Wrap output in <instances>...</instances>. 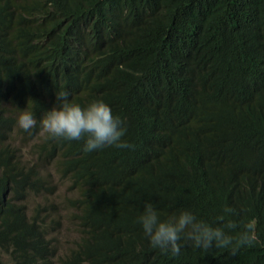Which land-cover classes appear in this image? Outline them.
Wrapping results in <instances>:
<instances>
[{
	"label": "trees",
	"instance_id": "obj_1",
	"mask_svg": "<svg viewBox=\"0 0 264 264\" xmlns=\"http://www.w3.org/2000/svg\"><path fill=\"white\" fill-rule=\"evenodd\" d=\"M0 72V264H264V0H0ZM64 87L71 102H107L131 147L92 156L82 140L43 135L41 112ZM23 108L35 114L36 132L16 126ZM14 134L33 139L34 159ZM46 166L67 184L61 201L50 197L57 184ZM34 194L45 201L32 206ZM144 200L162 215L189 207L208 222L230 205L237 224H253L255 240L236 254L183 241L178 256L162 253L136 221ZM67 218L79 235L65 246L52 230Z\"/></svg>",
	"mask_w": 264,
	"mask_h": 264
},
{
	"label": "clouds",
	"instance_id": "obj_2",
	"mask_svg": "<svg viewBox=\"0 0 264 264\" xmlns=\"http://www.w3.org/2000/svg\"><path fill=\"white\" fill-rule=\"evenodd\" d=\"M16 124L19 128L29 131L37 124V120L32 111L22 110L16 115ZM39 125L44 132L42 134H46L48 138L67 141L82 140V150L86 153L106 146L118 149L131 147L130 142L124 138L126 129L122 118L113 113L107 102L103 99H92L87 104L81 105L71 102L66 90L56 91V103L41 115ZM28 139L33 143L31 137ZM21 152L24 156L30 157L22 150ZM34 158L35 155H33ZM44 170L54 174L53 181L58 187L67 185L54 172V166H46ZM56 193L57 196H50L51 199L61 201L65 197L61 198L59 193ZM72 194L75 195V193H70ZM45 198L46 196L39 201H45ZM236 214L234 207L225 205L215 219L208 222L198 219L196 214L186 207H180L167 215H162L151 201H144L142 211L136 217V221L148 244L162 253L179 254L183 241L201 250L222 248L236 254L241 248L247 247L255 240L253 224L245 221L237 224L233 219ZM59 232L58 228L52 230V234L56 237L58 235L61 241ZM3 259L6 263L9 261L7 256Z\"/></svg>",
	"mask_w": 264,
	"mask_h": 264
},
{
	"label": "bare ground",
	"instance_id": "obj_3",
	"mask_svg": "<svg viewBox=\"0 0 264 264\" xmlns=\"http://www.w3.org/2000/svg\"><path fill=\"white\" fill-rule=\"evenodd\" d=\"M56 7H57V5H56ZM52 10H53V9H52ZM57 10H58V9H57ZM59 10H61V7H60ZM55 11H56V10H55ZM154 11H155V10H154ZM61 12H62V11H61ZM61 12H60V13H61ZM45 13H48V12H45ZM45 13H44V14H45ZM57 13H58V12H57ZM62 13H63V12H62ZM152 13H154V12H152ZM150 14H151V12H150ZM41 15H42V14H41ZM56 15H57V14H56ZM33 16H34V15H33ZM38 16L40 17V15H38ZM49 16H50V15H49ZM60 16H61V15H60ZM51 19H52V17H51ZM51 19H50V17H49V20H51ZM57 19H59V18L57 17ZM45 20H46V19H45ZM47 20H48V19H47ZM49 20H48V22H49ZM45 22H47V21H45ZM45 22H44V23H45ZM50 23H51V22H50ZM50 25H51V24H50ZM51 26H52V25H51ZM12 27H13V26H11L10 28H12ZM50 29H51V28H50ZM25 30H26V29H25ZM44 30H45V29H44ZM42 31H43V30H42ZM42 31H41V32H42ZM51 31H52V29H51ZM5 33H6V31H5ZM23 33H24V32H23ZM35 33H36V31H35ZM46 33H47V32H46ZM25 34H26V33H25ZM28 34H29V33H28ZM28 34H27V35H28ZM31 34H32V33H31ZM47 34H48V33H47ZM32 35H34V34H32ZM4 36H5V35H4ZM51 37H52V36H51ZM27 38H28V37H27ZM35 38H36V37H35ZM42 38H43V37H42ZM29 41H30V40H29ZM3 42H4V41H3ZM10 42H11V41H10ZM26 42H27V40H26ZM40 42H41V41H40ZM31 43H32V42H31ZM49 43H51V42H49ZM1 44H2V43H1ZM22 44H23V43H22ZM25 44H26V43H25ZM30 45L32 46V44H30ZM3 46H4V45H3ZM21 46H22V45H21ZM26 46H27V44H26ZM31 46H30V47H31ZM43 46H44V45H43ZM54 46H55V45H54ZM5 48H6V47H5ZM44 48H45V47H44ZM48 48H49V47H48ZM13 49H14V48H13ZM20 49H21V48H20ZM68 50H69V49H68ZM23 51H24V49H23ZM6 52H7V51H6ZM79 53H80V52H79ZM15 54H16V53H15ZM77 54H78V53H77ZM80 54H81V53H80ZM55 56H56V55H55ZM13 57H14V56H13ZM48 58H49V57H48ZM167 58H168V57H167ZM11 59H12V58H10V60H11ZM17 59H18V58H17ZM46 59H47V58H46ZM183 59H184V58H183ZM15 61H17V60L15 59ZM40 61H41V60H40ZM42 61H43V60H42ZM20 63H21V62H20ZM42 63H43V62H42ZM47 63H48V62H47ZM21 64H22V63H21ZM24 64H25V62H24ZM54 64H55V63H53L52 65H54ZM59 64H60V62H59ZM59 64H58V65H59ZM9 65H10V62H9ZM9 65L7 64L6 66H9ZM12 65H13V64H12ZM40 65H41V64H40ZM47 65H48V64H47ZM47 65H46V66H47ZM50 65H51V64H50ZM63 65H64V64H63ZM59 66H60V65H59ZM4 67H5V64H4ZM15 67H16V66H15ZM63 67H64V66H63ZM72 67H73V66H72ZM8 68H9V67H8ZM8 68H7V71H8ZM17 68H18V67H17ZM26 68H27V67H26ZM41 68H42V67H41ZM51 68H52V66H51ZM51 68H50V69H51ZM73 68H74V67H73ZM12 69H13V68H12ZM20 69H21V68H20ZM22 69H23V68H22ZM24 69H25V68H24ZM33 69H34V68H33ZM65 69H66V68H65ZM67 69H68V68H67ZM3 70H4V69H3ZM25 70H26V69H25ZM51 70H52V69H51ZM61 70H62V69H61ZM9 71H10V70H9ZM19 71H20V70H19ZM19 71H18V72H19ZM27 71H28V70H27ZM39 71H40V70H39ZM43 71H44V70H43ZM49 71H50V70H49ZM55 71H57L56 68H55ZM52 72H54V71H52ZM7 73H8V72H7ZM21 73H22V72H21ZM27 73H28V72H27ZM27 73H25V74H27ZM55 73H56V72H54L53 74H55ZM64 73H65V72H63V75H64ZM0 74H1V72H0ZM23 74H24V72H23ZM56 74H57V73H56ZM56 74H55V75H56ZM65 74H67V73H65ZM45 75H46V74H45ZM48 75H49V77L51 78V75H52V74H51L50 72H49ZM68 75H69V74H68ZM68 75H67V76H68ZM21 76H22V75H21ZM21 76H20V77H21ZM25 76H26V75H25ZM52 76L54 77V75H52ZM57 76H58V75H56V78H55V77H54V78L57 79V78H58ZM11 77H12V76H11ZM11 77H10V78H11ZM26 77H27V76H26ZM26 77H25V79H26ZM29 77H31V76H29ZM39 77H40V76H39ZM44 77H45V76H43L42 79H44ZM46 77H47V75H46ZM65 77H66V76H65ZM17 78H18V77H17ZM22 78H23V77H22ZM50 78H49V79H50ZM19 79H20V78H19ZM23 79H24V78H23ZM39 79H40V78H39ZM35 80H36V79H35ZM52 80H53V78H52ZM62 80H64V79H62ZM69 80H70V79H69ZM69 80H68V81H69ZM0 81H1V79H0ZM22 81H23V80H22ZM32 81H33V80H32ZM37 81H38V79H37ZM39 81H40V84H41V83H42V80H39ZM44 81H45V80H44ZM47 81H48V80H47ZM19 82H20V80H19ZM24 82L26 83V81H23V83H24ZM28 82H29V81H28ZM23 83H22V84H23ZM31 83H33V82H31ZM31 83H30V86L32 87ZM35 83H36V82H35ZM44 83H46V82H44ZM47 83H48V82H47ZM49 83H50V81H49ZM54 83H55V82H54ZM54 83H52V84H54ZM200 83H201V82H200ZM55 84L58 85L57 83H55ZM8 85H9V84H8ZM12 85H13V84H12ZM46 85H47V84H46ZM25 86H26V85H25ZM25 86L22 85V88L25 87ZM39 86H40V85H39ZM49 86H51V84H50ZM54 86H55V85H54ZM62 86H63V85H62ZM14 87H15V84H14ZM31 87L29 88L30 91L32 90ZM35 87H36V86H35ZM40 87H41V86H40ZM40 87H39V88H40ZM44 87L47 89L46 86H44ZM57 87H59V86H57ZM70 87H71V86H70ZM74 87H75V86H74ZM3 88H4V87H3ZM22 88H21V89H22ZM26 88H27V87H25V89H26ZM52 88H53V87H52ZM52 88L50 87L49 90H51ZM60 88L63 89L62 87H60ZM14 89H15V88H14ZM10 90H11V89H10ZM26 90H27V89H26ZM33 90H34V89H33ZM52 90H53V89H52ZM64 90H65V87H64ZM6 91H7V90H6ZM23 91H24V89H23ZM30 91H29V92H30ZM41 91H42V90H41ZM19 92H20V91H19ZM21 93H22V92H21ZM41 93H42V92H41ZM41 93L39 92V94H41ZM37 94H38V93H37ZM48 94H49V93H48ZM50 94H52V92H50ZM69 94H70V93H69ZM32 95H33V93H32ZM34 95H35V94H34ZM16 96H17V95H16ZM20 96H21V95H20ZM22 96H23V93H22ZM54 96H55V94H54ZM32 97H33V96H32ZM34 97H35V96H34ZM36 97H37V95H36ZM52 97H53V96H52ZM14 98H15V97H14ZM21 98H22V97H21ZM26 98H27V97H26ZM26 98H25V99H26ZM5 99H6V98H5ZM36 99H37V98H36ZM43 99H44V98H43ZM52 99H53V98H52ZM52 99H51V100H52ZM14 100H15V99H14ZM29 100H30V99H29ZM37 100H38V99H37ZM46 100H47V99H46ZM76 100H77V99H76ZM196 100H197V99H196ZM19 101H20V100H19ZM19 101H18V102H19ZM21 101H22V99H21ZM38 101H39V100H38ZM52 101H53V100H52ZM24 102L26 103V101H24ZM44 102H45V100H44ZM80 102H81V101H80ZM45 103H46V102H45ZM52 103H54V102H50V104H52ZM18 104H19V103H18ZM36 104H37V103H36ZM36 104H35V106H36ZM41 104H42V103H41ZM41 104H40V105H41ZM14 105H15V103H14ZM40 105H39V107H40ZM8 106L10 107V105H8ZM45 106H46V108H47V107H48V108L51 107L50 105H49L50 107L47 106V103L45 104ZM24 107H25V106H24ZM36 107H37V106H36ZM7 108H8V107H7ZM44 108H45V107H44ZM46 108H45V109H46ZM3 109H4V108H3ZM5 109H6V108H5ZM8 109H9V108H8ZM36 109H38V108H36ZM45 109H43V110L46 111L47 109H46V110H45ZM9 110H10V109H9ZM23 110H24V108H23ZM27 110H28V109H27ZM41 110H42V108L39 109V113L41 112ZM189 111H190V109H189ZM189 111H188V114H189ZM193 111H194V110H193ZM32 112H33V111H32ZM195 112H196V111H195ZM195 112H194V113H195ZM41 113L43 114V112H41ZM190 113H192V112L190 111ZM37 114H38V111H37ZM2 115H3V114H2ZM2 115H1V116H2ZM4 115H5V114H4ZM10 115H11V114H10ZM34 115H35V114H34ZM194 115H195V114H194ZM15 116H16V115H15ZM38 116H39V114L37 115V117H38ZM195 116H196V115H195ZM8 117H9V116H8ZM191 118H193V117H191ZM38 119H39V118H38ZM12 120H13V119H12ZM14 120H15V117H14ZM14 120H13V122L16 121V120H15V121H14ZM195 120H196V119H195ZM0 121H1V120H0ZM3 121H4V120H3ZM5 121H6V119H5ZM196 121H197V120H196ZM199 121H200V120H199ZM0 124H1V123H0ZM2 124H4V123L2 122ZM14 124H15V123H13V125H14ZM16 126H18V125L16 124ZM2 127H3V126H2ZM34 127H36V125H35ZM34 127L32 128L33 131L37 128V127H36V128L34 129ZM38 127H39V126H38ZM4 128H5V125H4ZM6 128L10 129L9 127H6ZM0 129H1V128H0ZM11 129H12V128H11ZM38 129H39V128H38ZM3 130H4V129H3ZM21 130H22V129H21ZM39 130H40V129H39ZM24 131H25V130H24ZM11 132H12V131H11ZM19 132H20V131H19ZM27 132H28V131H26V133H27ZM35 132H36V130H35ZM35 132H34V134H32V135H35ZM3 133H4V132H3ZM6 134H8V133H6ZM196 134H197V133H196ZM196 134H195V135H196ZM16 135H17V134H16ZM26 135H27V134H26ZM32 135H31V136H32ZM4 137H6V136H4ZM13 137H14V136H13ZM13 137H12V138H13ZM194 137H196V136H194ZM7 138H8V135H7ZM23 138H24V137H23ZM42 138H43V137H42ZM17 139H18V138H17ZM25 139H26V138H25ZM195 139H196V138H195ZM195 139H194V140H195ZM5 140H6V139H5ZM5 140H4V141H5ZM22 140H23V139H22ZM58 140H60V139H58ZM194 140H193V141H194ZM54 141H56V140H54ZM66 141H67V140H66ZM66 141H65V142H66ZM73 141H74V140H73ZM13 142H14V141H13ZM57 142H58V141H57ZM57 142H56V144H57ZM68 142H69V141H68ZM76 142H77V141H76ZM82 142H83V141H82ZM191 142H192V140H191ZM31 143H32V142H31ZM48 143H49V142H48ZM59 143H60V142H59ZM62 143H63V141H62ZM195 143H196V142H195ZM195 143H194V145H195ZM54 144H55V143H54ZM60 144H61V143H60ZM67 144H69V143H67ZM46 145H47V144H46ZM62 145H63V144H62ZM62 145H60V146H62ZM32 146H33V145H32ZM58 146H59V144H58ZM79 146H82V145L80 144ZM2 147H3V146H2ZM8 147H9V146H8ZM8 147H7V148H8ZM11 147H12V146H11ZM11 147H10V148H11ZM13 147H14V146H13ZM19 147H20V146H19ZM33 147H34V146H33ZM42 147H43V146H42ZM70 147L72 148V146H70ZM39 148H40V147H39ZM55 148H56V147H55ZM57 148H58V147H57ZM80 148H82V147H80ZM107 148H108V146H107ZM109 148H111V147H109ZM2 150H3V149H2ZM12 150H14V148H13ZM17 150H18V149H17ZM17 150L15 151V154H16ZM20 150H21V149H20ZM47 150H48V149H47ZM5 151H7V150L5 149ZM9 151H10V150H9ZM41 151H42V150H41ZM59 151H60V150H59ZM59 151H58V152H59ZM69 151H70V150H69ZM72 151H73V150H72ZM102 151H103V150H102ZM105 151H106V150H105ZM114 151H115V150H114ZM63 152H64V151H63ZM65 152H67V151H65ZM79 152H80V151H78V153H79ZM100 152H101V151H100ZM109 152H110V151H109ZM7 153H9V152L7 151ZM12 153H13V152H12ZM67 153H68V152H67ZM67 153H65V154H67ZM72 153H75V152H72ZM72 153H70V154H72ZM76 153H77V152H76ZM89 153H90V155H91L93 152H92V153L89 152ZM94 153H97V152L94 151ZM94 153H93L92 156H94ZM101 153H102V152H101ZM103 153H104V152H103ZM10 154H11V153H9V155H10ZM65 154H64V155H65ZM99 154H100V153H99ZM1 155H2V153H1ZM13 155H14V154H13ZM13 155H10V157H12ZM18 155H19V153H18ZM21 155H22V154H21ZM115 155H116V154H115ZM14 156H15V155H14ZM19 156H20V155H19ZM66 156H67V155H66ZM84 156H85V155H84ZM8 157H9V156H8ZM15 157H17V155H16ZM20 157H21V156H20ZM25 157H27V156H25ZM67 157H68V156H67ZM99 157H100V158H99V160H100L102 157H101V156H99ZM103 157H104V155H103ZM108 157H109V156H108ZM108 157H107V158H102V159H103V160H104V159L107 160ZM27 158H28V157H27ZM58 158H59V157H58ZM62 158H63V157H62ZM75 158H76V157H75ZM86 158H87V157H86ZM91 158H92V157H91ZM91 158H90V159H91ZM118 158H119V157H118ZM5 159H6V158H5ZM17 159H18V158H17ZM87 159H88V158H87ZM115 159H116V158H115ZM0 160H1V159H0ZM7 160H8V158H7ZM9 160H11V159H9ZM12 160H13V158H12ZM18 160H19V159H18ZM20 160H21V159H20ZM26 160H27V159H26ZM82 160H83V158H82ZM96 160H97V159H96ZM1 161H2V160H1ZM33 161H34V160H33ZM71 161H72V160H71ZM83 161H84V160H83ZM86 161H87V160H86ZM86 161H84V162H86ZM112 161H113V160H111V162H112ZM3 162H4V161H3ZM6 162H7V161H6ZM6 162H5V163H6ZM9 162H11V161H9ZM12 162H13V161H12ZM69 162H70V160H69ZM76 162H78V161L76 160ZM20 163H21V161H20ZM36 163H37V162H36ZM70 163L72 164L73 162H70ZM1 164H2V163H1ZM7 164H8V162H7ZM23 164H24V163H23ZM86 164H87V162H86ZM90 164H93V162L90 163ZM109 164H111V163H109ZM15 165H16V167L18 166L17 164H15ZM34 165H35V164H34ZM73 165H75V164H73ZM76 165H77V164H76ZM76 165H75V166H76ZM94 165H96V163H95ZM100 165H101V164H100ZM100 165H99V166L97 165V166L100 167ZM90 166H91V165H90ZM106 166H107V162H106ZM113 166H114V165L112 164V168H113ZM20 167H21V166H19V168H20ZM73 167H74V166H73ZM98 167H97V168H98ZM103 167H104V165H103ZM123 167H125V166H123ZM0 168H1V167H0ZM14 168H15V167H14ZM71 168H72V167H71ZM85 168H86V167H85ZM87 168H88V167H87ZM107 168H109V165H108ZM107 168H103V169H105V171H106ZM125 168H126V167H125ZM129 168H132V167L129 166ZM10 169H13V168H10ZM73 169H74V168H73ZM100 169H101V168H100ZM115 169H116V168H113V170H115ZM74 170H75V169H74ZM93 170H94V168H93ZM123 170H124V169H123ZM25 171H26V170H25ZM80 171H81V168H80ZM80 171H78V172H80ZM121 171H122V170H121ZM74 172H75V171H74ZM93 172H95V171H92V173H93ZM97 172H98V171H97ZM106 172H107V171H106ZM125 172H126V171H125ZM127 172H128V171H127ZM32 173H33V172H32ZM103 173H104V171H103ZM108 173H109V172H107V174H108ZM34 174H35V173H34ZM68 174H69V173H68ZM98 174H99V173H98ZM104 174H105V173H104ZM104 174H103V176H104ZM110 174H112V173H110ZM114 174H115V173H114ZM121 174H122V172H121ZM121 174H119V175H121ZM4 175H5V174H4ZM22 175H24V174H22ZM79 175H80V174H79ZM93 175H94V174H93ZM108 175H109V174H108ZM25 176H26V175H25ZM30 176H31V175H30ZM30 176H29V177H30ZM77 176H78V175H77ZM80 176H81V175H80ZM82 176H83V174H82ZM96 176H97V175H96ZM99 176H100V175H99ZM105 176H106V175H105ZM110 176H111V175H110ZM122 176H123V174H122ZM119 177H120V176H119ZM119 177H118V178H119ZM143 177H144V176H143ZM143 177H142V178H143ZM26 178H27V177H26ZM26 178H23V179L21 178V179L24 180L23 182H25V179H26ZM31 178H32V177H31ZM95 178H96V177H95ZM102 178H103V177H102ZM110 178H111V177H110ZM110 178H109V180H110ZM28 179H29V178H27V180H28ZM104 179H105V178H104ZM107 179H108V178H107ZM27 180H26V183H27ZM29 180H30V179H29ZM31 180H32V179H31ZM94 180H95V179H94ZM97 180H98V179H97ZM102 180H103V179H102ZM115 180H116V179H115ZM141 180H142V179H141ZM99 181H101V179L98 180V182H99ZM104 181H106V179H105ZM104 181H103V182H104ZM113 181H114V180H113ZM119 181H120V180H119ZM122 181H123V180H122ZM142 182H143V181H142ZM20 183H22V182H20ZM100 183H101V182H100ZM114 183H115V182H114ZM22 184H25V183H22ZM91 184H92V183H91ZM93 184H94V183H93ZM140 184H141V183H140ZM101 185H102V184H101ZM117 185H118V184H117ZM21 186H22V185H21ZM110 186H111V185H110ZM22 187H23V186H22ZM131 187H132V186H131ZM8 188H9V187H8ZM17 190L20 191V189H17ZM22 190H23V189H22ZM93 190H95V189H93ZM140 190H141V189H140ZM123 191H124V189H123ZM17 192H18V191H16V193H17ZM22 192H23V191H22ZM138 192H139V191H138ZM16 193H15V194H16ZM23 193H25V191H24ZM23 193H22V195H23ZM102 193H103V192H102ZM123 193H124V192H123ZM91 194H92V193H91ZM18 195H20V194H17L16 196H18ZM20 196H21V195H20ZM20 196H19V197H20ZM98 196H99V195H98ZM116 196H117V195H116ZM122 197H123V196H122ZM13 198H14V197H13ZM17 198H18V197H17ZM23 198H24V197H23ZM119 198H120V197H119ZM138 198H139V197H138ZM144 198H146V197H144ZM10 199H11V197H10ZM15 199H16V198H15ZM79 199H80V198H79ZM103 199H104V198H103ZM116 199H117V198H116ZM141 199H142V198H141ZM20 200H21V199H20ZM80 200H81V199H80ZM80 200H79V201H80ZM109 200H110V199H108V201H109ZM11 201H12V199H11ZM17 201H19V199H18ZM76 201H77V200H76ZM76 201L74 200L75 203H76ZM79 201H78V202H79ZM104 201H106V200L104 199ZM118 201H119V200H118ZM122 201H123V200H121V202H122ZM135 201H136V200H135ZM144 201H145V200H144ZM2 202H3V201H2ZM15 202H16V201H15ZM25 202H26V201H25ZM82 202H83V199L81 200L80 203H82ZM98 202H99V200H98ZM100 202H101V200H100ZM113 202H114V201H113ZM4 203H5V202H4ZM12 203H13V202H12ZM12 203H10V204H12ZM16 203H17V202H16ZM27 203H28V202H27ZM96 203H97V202H96ZM103 203H104V202H103ZM141 203H142V202H141ZM2 204H3V203H2ZM17 204H18V203H17ZM25 204H26V203H25ZM138 204H139V203H138ZM4 205H5V204H4ZM12 205H13V204H12ZM74 205H75V204H74ZM100 205H101V204H100ZM107 205H108V204H107ZM16 206H17V205H16ZM25 206H27V205H25ZM25 206H23V207H25ZM78 206H79V205H78ZM113 206H114V205H113ZM127 206H128V205H127ZM194 206H195V205H194ZM0 207H2V206H0ZM3 207H4V206H3ZM12 207H13V206H12ZM79 207H80V206H79ZM174 207H175V206H174ZM190 207H191V206H190ZM8 208H9V207H8ZM16 208H17V207H16ZM20 208H22V207H20ZM88 208H89V206H88ZM166 208H168V206H167ZM188 208H189V207H188ZM202 208H203V206H202ZM0 209H1V208H0ZM12 209H13V208H12ZM12 209H11V210H12ZM18 209H19V208H18ZM203 209H204V208H203ZM203 209H202V210H203ZM1 210H2V209H1ZM5 210H6V209H5ZM101 210L103 211V209H101ZM137 210H138V209H137ZM165 210H166V209H165ZM170 210H171V209H170ZM173 210H174V209H173ZM2 211H3V210H2ZM9 211H10V210H9ZM18 211H19V210H18ZM24 211H25V210H24ZM200 211H201V210H200ZM204 211H205V209H204ZM37 212H38V211H37ZM165 212H166V211H165ZM169 212H171V211H168V213H169ZM201 212H202V211H201ZM10 213H11V212H10ZM78 213H79V212H78ZM92 213H93V212H92ZM111 213H112V212H111ZM0 214H1V213H0ZM6 214H7V213H6ZM12 214H13V213H12ZM14 214H15V213H14ZM197 214H198V213H197ZM4 215H5V214H4ZM16 215H18V212H16L15 216H16ZM76 215H77V214H76ZM100 215H101V214H100ZM104 215H105V214H104ZM163 215H164V214H163ZM21 216H24V215H21ZM135 216H136V215H135ZM19 217H20V216H19ZM76 217H77V216H76ZM78 217H79V215H78ZM94 217H96V216H94ZM94 217H92V218H94ZM130 217H131V215H130ZM3 218H4V217H3ZM14 218H15V217H14ZM81 218H82V217H81ZM4 220H6V219H4ZM13 220H14V219H13ZM18 220H20V219H18ZM21 220H23V219H21ZM80 220H81V219H80ZM24 221H26V220L24 219ZM134 221H135V219H134ZM5 222H6V221H5ZM18 223H19V222H18ZM15 224H16V223H15ZM15 224H14V225H15ZM22 224H23V223H22ZM24 224H25V223H24ZM26 224H27V222H26ZM79 225H81V224H79ZM87 225H88V224H87ZM85 226H86V222H85ZM133 226H134V225H133ZM21 227H22V226H21ZM18 228H19V227H18ZM69 228H70V227H69ZM101 228H102V227H101ZM24 229H26V228H24ZM27 229H28V228H27ZM35 229H37V228H35ZM35 229H33L32 231L36 232ZM6 230H7V229H6ZM22 230H23V229H22ZM39 230H40V229H39ZM106 230H107V229H106ZM85 231H86V230H85ZM10 232H11V230H10ZM38 232H39V231H38V229H37V233H38ZM43 232H44V231H43ZM83 232H84V231H83ZM113 232H114V231H113ZM40 233H41V235H42V230L40 231ZM44 233H47V232L45 231ZM61 233H62V232H61ZM89 233H90V232H89ZM110 233H111V232H110ZM140 233H141V232H140ZM0 234H1V233H0ZM6 234H7V233H6ZM33 234H34V233H33ZM111 234H112V233H111ZM35 235H36V234H35ZM41 235H40V236H41ZM102 235H103V234H102ZM104 235H105V234H104ZM37 236H38V235H37ZM37 236H36V237H37ZM51 236H52V235H51ZM112 236H113V235H112ZM143 236H144V235H143ZM32 237H33V236H32ZM41 237H42V236H41ZM41 237H40V238H41ZM48 237H49V236H48ZM55 237H56V236H55ZM55 237H54V238H55ZM43 238H44V237H42V239H43ZM56 238H57V237H56ZM34 239H35V238H34ZM57 239H58V238H57ZM26 240H27V238H26ZM26 240H25V241H26ZM36 240H37V239H35V241H36ZM51 240H53V238H52ZM113 240H114V239H113ZM139 240H140V239H139ZM23 241H24V240H23ZM45 241H46V240H45ZM68 241H69V240H68ZM111 241H112V240H111ZM31 242H32V240H31ZM33 242H34V240H33ZM42 242H43V241H41V243H42ZM48 242H50V241L48 240ZM26 243H27V241H26ZM37 243H38V242H37ZM38 244H40V243H38ZM49 244H50V243H49ZM29 245H30V244H29ZM45 245H46V244H45ZM50 245H51V244H50ZM32 246H33V245H32ZM32 246H31V247H32ZM46 246H47V245H46ZM46 246H45V248H46ZM54 246H55V245H54ZM54 246H53V247H54ZM42 247H43V249H44V246H41V249H42ZM57 247H58V246H57ZM38 248H39V245H38ZM47 248H48V247H47ZM47 248H46V249H47ZM55 248H56V247H55ZM144 248H145V247H144ZM148 248H149V247H148ZM24 249H25V248H24ZM35 249H36V248H35ZM35 249H34V250H35ZM43 249H42V250H43ZM51 249H52V247H51ZM140 249H141V248H140ZM59 250H62V249H59ZM59 250H57V251H59ZM150 250H151V249H150ZM38 251H39V250H38ZM186 251H187V250H186ZM42 252H43V251H42ZM47 252H48V251H47ZM238 252H239V251H238ZM49 253H50V251H49ZM240 253H241V252H240ZM134 255H135V254H134ZM143 255H144V254H143ZM148 255H149V254H148ZM161 255H162V254H161ZM203 255H204V254H203ZM203 255H202V256H203ZM226 255L229 256V253L226 254ZM239 255H240V254H239ZM34 256H35V255H34ZM174 256H175V255H174ZM177 256H178V255H177ZM202 256H201V257H202ZM241 256L243 257V255H241ZM46 257H47V255H46ZM144 257H145V256H144ZM164 257H165V255H164ZM169 257H170V256H169ZM207 257H208V256H206V258H207ZM229 257H232V255L230 254ZM132 258H133V257H132ZM142 258H143V257H142ZM203 258H205V256H204ZM237 258H240V257H237ZM34 259H35V258H34ZM45 259H46V258H45ZM148 259H149V258H148ZM148 259H147V260H148ZM163 259H164V258H163ZM214 259H215V258H214ZM235 259H236V258H235ZM151 260H152V259H151ZM159 260H161V259H159ZM164 260H165V259H164ZM164 260H163V261H164ZM174 260H175V259H174ZM205 260H206V259H205ZM205 260H204V261H205ZM227 260H228V258H227ZM236 260H237V259H236ZM243 260H244V259H243ZM139 261H141V260H139ZM142 261H143V260H142ZM155 261H156V260H155ZM179 261H180V260H179ZM209 261H211V260H209ZM216 261H217V260H216ZM239 261H240V260H239ZM45 263H47V262H45ZM131 263H132V262H131ZM136 263H137V262H136ZM136 263H134V264H136ZM143 263H144V262H143ZM153 263H154V262H153ZM165 263H166V262H165ZM42 264H44V262H43ZM151 264H152V263H151ZM160 264H161V262H160ZM183 264H184V262H183ZM201 264H202V263H201ZM215 264H216V263H215Z\"/></svg>",
	"mask_w": 264,
	"mask_h": 264
},
{
	"label": "rangeland",
	"instance_id": "obj_4",
	"mask_svg": "<svg viewBox=\"0 0 264 264\" xmlns=\"http://www.w3.org/2000/svg\"><path fill=\"white\" fill-rule=\"evenodd\" d=\"M22 139H23V137H21L19 135H15V134L9 136V140L11 142H13L14 140L18 141L20 143V147H21L22 151L25 154L30 155V157L33 159V155H36L33 152V146H32L33 143H31V140L28 139V138L23 139V140ZM53 191L54 192H58L59 193V196H61V198L63 196H66L69 193V190L67 188V185H65V186H59V187L58 186L57 187H54ZM72 195H74V194H72ZM56 198L57 199H60V197H56ZM41 199L43 200L42 196H36L34 194L33 196H31L29 198V202L31 204H34L37 200H41ZM70 211H72V209L66 210V212H67L66 214H68V212H70ZM78 235H79V233H78L77 229L75 228V226L73 225L72 221L67 218V221L64 222L63 227H62V229L59 232V236L61 237V242L63 244H65V246L71 245L74 242V240L76 239V237Z\"/></svg>",
	"mask_w": 264,
	"mask_h": 264
}]
</instances>
